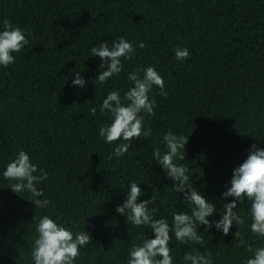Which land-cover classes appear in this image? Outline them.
Returning <instances> with one entry per match:
<instances>
[{"label": "trees", "instance_id": "16d2710c", "mask_svg": "<svg viewBox=\"0 0 264 264\" xmlns=\"http://www.w3.org/2000/svg\"><path fill=\"white\" fill-rule=\"evenodd\" d=\"M5 19L24 30L29 44L13 53V64L0 66V264H34L36 226L44 215L74 234L91 235L74 264H127L134 245L155 238L150 227L115 211L132 182L143 192L137 203L153 198L156 219L172 226L174 213L190 214L192 205L152 154L156 148L167 152L168 131L188 136L185 160L175 162L215 204L208 219H220L223 204L233 199L221 196L233 169L252 144L264 147V0H0V31ZM120 37L134 53L121 58L118 74L95 83L105 69L90 56L91 47ZM140 42L147 47L139 48ZM177 48L190 56L178 60ZM149 66L162 76L167 96L153 86L155 116H145L151 136L134 139L115 157L126 141L109 144L99 136L112 122L100 106L111 91L123 101L132 87L128 74L140 69L142 77ZM77 71L87 82L83 88L72 84ZM20 151L48 173L37 185L40 199L50 201L47 208H35L27 191L14 193L16 181L3 176ZM235 211L245 223L233 224L228 235L198 226L203 245L181 243L170 233L173 264H190L184 254L197 250L211 252L212 264H245L253 255L247 245L264 247V237L251 231L250 202H238Z\"/></svg>", "mask_w": 264, "mask_h": 264}, {"label": "clouds", "instance_id": "9594fccd", "mask_svg": "<svg viewBox=\"0 0 264 264\" xmlns=\"http://www.w3.org/2000/svg\"><path fill=\"white\" fill-rule=\"evenodd\" d=\"M28 44L29 40L24 30L5 19L3 30L0 31V66L8 67L13 64L15 62L13 53L21 52ZM137 46L142 49L147 47L143 42ZM134 51L133 45L124 37L113 39L111 43L103 41L98 46L91 47L90 56L99 57L102 61L100 68L105 69L96 76L95 83L102 85L114 74H118L123 68L121 58L130 59ZM175 56L183 61L190 53L187 48H177ZM140 71L137 69L128 74L132 87L124 93L123 101L118 91H111L100 106L101 112L107 111L111 114L112 122L101 126L99 136L109 144L118 139L126 141L114 149L112 155L115 157L123 156L134 139L151 136V127L145 129V116H155V100L149 95L153 86L159 87L161 96H167L164 80L154 66L144 68L142 77L139 75ZM86 83L79 71L74 73L72 78L74 86L83 88ZM92 112L95 113L96 109L93 108ZM163 140L166 142L167 152L162 155L160 149L156 148L152 153L153 157L173 181L175 191L184 194L183 201L192 205L190 214L174 213L172 226L165 218L156 219L154 217L156 209L149 207L154 203L153 198L137 203L143 192L137 183L132 182L126 199L115 211L124 216L127 213V220L137 227L142 225L150 227L155 238H145L140 245H134L127 264H173L172 249L169 246L172 232L176 241L181 243L191 241L200 245H203L204 238L198 231L199 225H204L206 231L215 228L228 235L233 224L237 227L245 223V218L235 211L238 202L242 204L245 200L250 202L252 233L264 237V147L252 144L247 158L233 169L230 187L221 193L222 198L233 199L223 204L219 220L210 221L208 218L217 211L215 204L193 187L192 180L187 174L189 169L175 162L177 159L185 160L188 136L168 131L164 134ZM3 176L16 181L10 187L14 193L29 192L31 199L28 200L34 203L35 208L48 207L50 201L46 198L40 199L44 192L37 187L48 178V173L32 163L26 152L18 153L7 165ZM36 231L38 238L35 239L32 250L34 264H74L80 255V249L92 241L91 235L85 230L74 234L71 229L57 223L48 215L39 218ZM234 236L239 238L241 246L247 244L240 231H236ZM246 251L253 252V255L245 264H264V247L253 250L249 244ZM183 259L190 264H212L211 252L201 253L198 250L194 253L185 252Z\"/></svg>", "mask_w": 264, "mask_h": 264}]
</instances>
